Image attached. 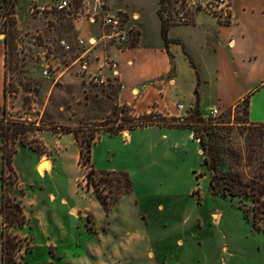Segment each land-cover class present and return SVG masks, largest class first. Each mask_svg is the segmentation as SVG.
<instances>
[{
    "label": "rangeland",
    "instance_id": "rangeland-1",
    "mask_svg": "<svg viewBox=\"0 0 264 264\" xmlns=\"http://www.w3.org/2000/svg\"><path fill=\"white\" fill-rule=\"evenodd\" d=\"M57 1L0 0L7 87L0 113L6 120L0 129L11 132L20 129V121L33 123L31 131L15 137L13 170L18 181L7 190V195L21 202L28 219L26 225L10 230L22 242L16 251L18 264H264V222L259 221L263 230L254 228L252 201L212 194L213 171L203 164L212 145L221 161L215 172L250 171L247 155L259 149L264 139L251 138L245 102L215 115L202 113L210 128L189 123L195 122L191 108L181 116L184 126L180 118L168 116L169 127L143 123L133 130L129 124L122 129L121 123L133 119L162 121L163 114L144 102L117 104L118 76L109 78L107 85L89 82L104 58L117 63L118 73L123 68L127 74L131 58L138 68L136 78L146 80L153 65L149 52L162 41L159 22L161 28L162 19L168 28L188 26L198 11L207 23L226 24L208 9L212 0H72L75 10L68 15L55 13ZM92 15L100 22L106 15L121 16L131 29L129 40L117 46L99 44L90 51L88 45L79 46V37L88 43L110 31L100 23L90 24ZM141 26L144 44L134 57L131 50L138 45ZM201 30L177 27L173 34L189 46L202 78H208L196 88L206 108L215 101L219 84ZM105 74L112 75L109 70ZM143 90H135L134 97L139 98ZM242 90L234 87L233 96ZM190 93L185 84L172 100L188 105ZM153 96L150 93L148 100ZM125 105L128 108H121ZM213 128L218 137L211 139L207 129ZM42 130H46L44 138L37 136ZM92 134L94 170L123 172L131 181L127 188L119 176L92 175L107 210L88 184L90 164L80 163L77 139L89 141ZM193 134L203 135L205 152ZM20 140L27 143L22 145ZM1 144L0 138V205ZM42 159L51 160L43 174L39 171ZM14 174L6 172L10 179ZM2 227L0 215V251Z\"/></svg>",
    "mask_w": 264,
    "mask_h": 264
},
{
    "label": "crops",
    "instance_id": "crops-1",
    "mask_svg": "<svg viewBox=\"0 0 264 264\" xmlns=\"http://www.w3.org/2000/svg\"><path fill=\"white\" fill-rule=\"evenodd\" d=\"M200 2L203 3V0ZM177 27L193 30L202 28L201 32L205 37L203 47L209 49V53L213 55L211 62L216 73L214 80L219 84V89L215 101L206 108H202L200 91H197V94L195 91L202 83H206L208 78H202L195 55L189 46L182 38L173 34ZM139 31L138 45L131 50L134 57L141 54L144 44V27L141 26ZM159 34L162 41L149 52L153 65L146 80L136 78L138 68L131 58L127 59L130 72L127 74L123 68L119 70L121 89L118 92L117 104L132 106L135 102H144L151 106L154 112L167 117H181L196 103L202 113L212 110L223 112L238 107L247 99L248 124H264V0H232L231 18L224 25L215 21L207 23L200 12L194 11L193 24L168 28L167 44L161 36L160 22ZM125 54L126 52L123 56ZM5 62L6 45L4 39L0 38V113L3 112L5 103ZM185 84L191 92L189 104H184L183 100L173 102V94H181ZM237 86L243 90L233 96V88ZM142 88L144 90L140 97H134L135 90L141 92ZM150 93L154 96L148 100ZM124 94L126 96L122 98ZM178 105L181 108H178ZM44 132L46 130L39 131L37 136L44 138ZM47 161L51 162L49 159ZM42 162L43 159L39 163Z\"/></svg>",
    "mask_w": 264,
    "mask_h": 264
},
{
    "label": "trees",
    "instance_id": "trees-1",
    "mask_svg": "<svg viewBox=\"0 0 264 264\" xmlns=\"http://www.w3.org/2000/svg\"><path fill=\"white\" fill-rule=\"evenodd\" d=\"M168 27L165 23V20L162 19V28L161 34L162 37L167 44V35ZM6 45V42H5ZM6 68V62H5ZM197 94V91H195ZM6 94H7V87H6V73H5V86H4V98L6 101ZM247 106L248 112V100H244ZM121 108L126 109L128 108L127 105L122 106ZM115 108L114 110H117ZM153 112L151 116H153ZM130 116L131 113H130ZM161 116V115H160ZM195 122H189L190 124L199 125L201 128L212 127L210 122L206 121V118L203 117L202 112L200 110L199 104L196 105L191 110L190 115ZM164 120L162 121H155V122H141L137 119H133V122L129 123H121L120 127H124L129 124L131 130L135 129L139 125H143V123H150L159 124L169 127L171 124L170 122L166 121L165 118L167 116L163 115L162 117ZM180 118L181 124L184 126L186 125V121L184 117ZM5 117L4 115L0 117V124H5ZM20 129L19 130H12L11 132L7 129H0V138L2 140L1 144V151H2V194H1V205H0V215L2 217V242H1V264H18L16 260V251L22 247V242L16 236H12L10 234V230L13 228H20L28 223V219L23 211V207L21 202L16 199L15 197H11L7 195V190L15 185L18 181L17 176L14 174L13 170V159L15 154L17 153L16 147V140L15 137L19 134L26 133L27 131L32 130L33 123L27 121H20L18 122ZM179 125V124H177ZM106 126V125H103ZM119 127V126H118ZM218 127V126H215ZM251 138L256 139H264V124H249L247 127ZM123 129V128H122ZM122 129H119L118 132L113 134H117ZM112 134V133H111ZM207 134L209 137L214 138L218 137L216 129H207ZM95 139L94 135H90L89 141H79V154H80V163L83 166H88L90 164V170L88 172L87 179L89 186H93L94 192L104 207L105 210V203L98 192V190L94 187L98 183L92 182V175H100V176H119L123 181L124 184L131 188V181L127 174L123 172H114V173H99L94 170L91 164V142ZM194 140H199V144L201 149L205 152L207 150V142L204 139L203 135H195L193 134ZM11 143V144H10ZM22 145H25L27 142L24 140H20ZM261 143V142H260ZM10 144V145H9ZM13 144V145H12ZM264 144L260 145L259 149H252L250 153L247 155V164L246 167L249 168V172L246 174L239 173L238 171H230L228 170L225 173L218 174L216 169L220 166V158L213 153L214 147L211 145L209 146L208 151H210V155L204 154L203 164L207 165L213 174L210 177L209 181V188L212 194L214 195H221L223 197H239L241 199L248 198L253 203V218H254V228L258 231L263 230V227L259 224V221L264 222ZM262 148V149H261ZM238 159V158H237ZM6 172L9 174H14L13 177L10 179L9 175L6 176ZM223 180V181H222ZM99 181H102L100 179Z\"/></svg>",
    "mask_w": 264,
    "mask_h": 264
},
{
    "label": "built area",
    "instance_id": "built-area-1",
    "mask_svg": "<svg viewBox=\"0 0 264 264\" xmlns=\"http://www.w3.org/2000/svg\"><path fill=\"white\" fill-rule=\"evenodd\" d=\"M208 9L212 10L216 13V15L223 22H228L231 18L232 11V0H212ZM53 10L56 14H72L73 10H75L72 5V0H58ZM70 12V13H69ZM72 12V13H71ZM52 15V13H50ZM185 21V18L182 19ZM88 22L91 24H99L101 28H109V33L102 34L100 37H92L88 40V43L82 38H78L77 42L79 46L85 47L88 45V51L96 48L99 44L103 45H121L126 43L130 38L131 29H127L123 23V18L119 15H106L102 18L101 22L92 15L88 18ZM86 51V53L88 52ZM84 69H88V65L86 63L83 64ZM105 70H109L111 72V76H107L105 74ZM45 75H48V70L44 71ZM117 71V63L115 61H111L108 58H104L103 61L98 65V69L96 73L89 75V82L97 85H107L109 82V78L116 80V77L119 76ZM181 108L180 105L177 106ZM217 111L212 110L211 115H215Z\"/></svg>",
    "mask_w": 264,
    "mask_h": 264
},
{
    "label": "bare ground",
    "instance_id": "bare-ground-1",
    "mask_svg": "<svg viewBox=\"0 0 264 264\" xmlns=\"http://www.w3.org/2000/svg\"><path fill=\"white\" fill-rule=\"evenodd\" d=\"M42 164L43 165L39 168V171H40V173L43 174V172H44L43 169L46 168V171H48L50 169L51 164L49 161H44V163H42Z\"/></svg>",
    "mask_w": 264,
    "mask_h": 264
},
{
    "label": "water",
    "instance_id": "water-1",
    "mask_svg": "<svg viewBox=\"0 0 264 264\" xmlns=\"http://www.w3.org/2000/svg\"><path fill=\"white\" fill-rule=\"evenodd\" d=\"M42 163H44V162H42Z\"/></svg>",
    "mask_w": 264,
    "mask_h": 264
}]
</instances>
